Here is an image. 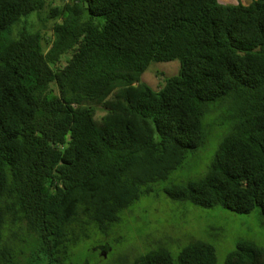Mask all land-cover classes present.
Masks as SVG:
<instances>
[{
    "label": "trees",
    "instance_id": "trees-1",
    "mask_svg": "<svg viewBox=\"0 0 264 264\" xmlns=\"http://www.w3.org/2000/svg\"><path fill=\"white\" fill-rule=\"evenodd\" d=\"M46 7L0 0V264H64L75 226L117 222L206 144L205 115L225 106L232 125L206 177L165 193L264 214V0H72L47 17L59 20L47 52L42 31L14 34ZM174 61L160 89L141 82ZM217 260L200 240L131 264ZM226 264H264V249L241 241Z\"/></svg>",
    "mask_w": 264,
    "mask_h": 264
},
{
    "label": "rangeland",
    "instance_id": "rangeland-1",
    "mask_svg": "<svg viewBox=\"0 0 264 264\" xmlns=\"http://www.w3.org/2000/svg\"><path fill=\"white\" fill-rule=\"evenodd\" d=\"M70 1L48 0L45 11L32 15L27 21L23 19L22 22H26L18 25L14 34L24 28L42 31L47 52L54 40L53 24L59 21L47 17L52 8ZM219 1L235 6L248 5L254 0ZM180 68L179 61L153 62L142 75L141 82L158 90L165 84V79L179 74ZM230 114L227 106L207 113L203 121L206 144L190 152L183 167L174 170L167 180L152 184V192L121 211L117 222L101 227L85 218L75 226L72 236L76 237L77 243L71 247L64 264H131L135 258L153 250H167L178 257L190 243L200 240L216 248L217 264H226L228 256L241 241L254 242L264 249V214L261 209L250 215L222 207L206 209L191 202H179L165 193L174 184L185 185L206 177L231 128ZM25 247L32 253L35 242L30 241ZM21 261L24 264L26 257L22 255Z\"/></svg>",
    "mask_w": 264,
    "mask_h": 264
}]
</instances>
